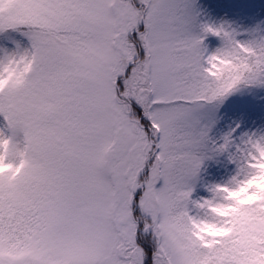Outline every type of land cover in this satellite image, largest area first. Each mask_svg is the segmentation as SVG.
Listing matches in <instances>:
<instances>
[{"label": "snow or ice", "instance_id": "obj_1", "mask_svg": "<svg viewBox=\"0 0 264 264\" xmlns=\"http://www.w3.org/2000/svg\"><path fill=\"white\" fill-rule=\"evenodd\" d=\"M195 0H0V264H264V135L210 138L264 85V34ZM222 46L209 53L205 41ZM234 174L193 198L206 159Z\"/></svg>", "mask_w": 264, "mask_h": 264}, {"label": "rangeland", "instance_id": "obj_2", "mask_svg": "<svg viewBox=\"0 0 264 264\" xmlns=\"http://www.w3.org/2000/svg\"><path fill=\"white\" fill-rule=\"evenodd\" d=\"M242 4V14L236 13L233 24L228 25L232 30L239 34L250 33L246 31L243 27L245 25L244 15L246 12H250L254 9V15L256 17V23L252 24L251 30H257L264 34V0H240ZM234 2V3H233ZM237 0H195V8L198 15V22L201 24H209L220 26L223 25L226 17L230 14L228 7L232 9L238 8ZM237 39L241 40L238 35ZM244 41V40H243ZM28 40L26 37L20 35L19 33H7L0 35V51L12 50L19 45L20 47H27ZM207 49L209 53L214 52L217 48L214 44L208 43ZM225 118V119H224ZM224 120L219 118V107L215 109V119L216 123L212 127L214 129H219L224 135L234 131V139L239 142L240 137L246 135H264V116L257 117L256 115L250 114L245 120L240 121L236 116L224 117ZM221 120V121H220ZM211 169H206L204 176L198 181L201 186L207 188L213 184L223 183V179L229 180L231 176L229 174H223L216 171V176H213ZM204 197L200 193H194L193 198Z\"/></svg>", "mask_w": 264, "mask_h": 264}, {"label": "trees", "instance_id": "obj_3", "mask_svg": "<svg viewBox=\"0 0 264 264\" xmlns=\"http://www.w3.org/2000/svg\"><path fill=\"white\" fill-rule=\"evenodd\" d=\"M238 8L232 9V7H228L230 14L226 17L223 25L228 26L233 24V20L235 19L236 13L241 15L242 9L240 4V0H237ZM234 3V2H233ZM255 9V7H253ZM254 9L250 12H246L244 15L245 25L244 29L248 32H252V24H255L256 17L254 15ZM16 33V32H10ZM247 33L240 34V38L243 40L247 39ZM1 36L3 34H0ZM206 44L211 43L214 44L216 48L222 46V42L216 38L209 36L205 41ZM219 118L224 120V117H234L240 121L245 120L250 114L256 115L257 117L264 116V85H249V86H240L233 93L228 95L222 102L219 103ZM224 118V119H223ZM220 120V121H221ZM210 138L217 142H222V137L225 135L219 131V129L212 128L210 133ZM206 168L212 170V175L216 176V171L229 174L230 176L234 174V166L229 162L226 155H217L213 156L211 159H206L203 163L199 180L204 176ZM228 180L223 179V183H226ZM206 188L200 185L198 182L197 193H201L204 197L207 196Z\"/></svg>", "mask_w": 264, "mask_h": 264}]
</instances>
